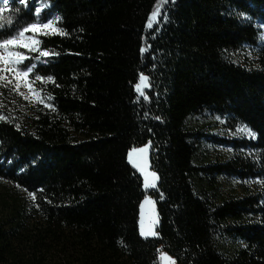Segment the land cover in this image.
Returning a JSON list of instances; mask_svg holds the SVG:
<instances>
[{"label":"trees","instance_id":"16d2710c","mask_svg":"<svg viewBox=\"0 0 264 264\" xmlns=\"http://www.w3.org/2000/svg\"><path fill=\"white\" fill-rule=\"evenodd\" d=\"M10 2L14 24L35 22L37 0ZM41 3L59 29L29 75L43 104L22 121L0 81V264H264V0ZM147 143L144 238L127 154Z\"/></svg>","mask_w":264,"mask_h":264},{"label":"snow or ice","instance_id":"6c2138e0","mask_svg":"<svg viewBox=\"0 0 264 264\" xmlns=\"http://www.w3.org/2000/svg\"><path fill=\"white\" fill-rule=\"evenodd\" d=\"M9 2L10 0H3V7H0V13L8 9ZM37 2L40 5L38 7H35L34 9V15L37 17V22H26L22 25H16L13 23L11 18H7V24L0 23V28H5L8 25H12V34L0 37V66H2L0 67V73L11 72L17 79H23L25 86L29 88L32 95L35 98L39 99L40 94L33 88V82L28 79L29 75L33 73V69L36 66L34 64H29L25 65L24 68L21 69L20 66L24 63V61L30 60L32 59V57L26 54L25 52L20 51V49H26L28 50V53L39 52V56L35 57L36 59H39L41 57H48L50 55V52L47 50L40 49L41 40L35 34H47L45 30L59 32V29L54 28L52 21H48L46 23L39 22L40 14L43 8L47 7V5L41 3V0H37ZM19 3L21 5H24L25 7H30V0H19ZM157 15V12L152 13L153 17ZM29 33H32L33 35H29ZM0 79H4V77L0 75ZM42 79L43 78L39 75L35 76V80L37 81ZM48 79L51 80V77H48ZM10 82L11 81H9V83ZM18 86L19 85H17V87ZM147 87H150L148 77L141 75L140 83L137 84L136 88L137 91L140 92V94L144 96L146 100L149 99V97L145 95L143 88ZM0 119H3V117H0ZM157 119H159V117H157ZM244 130H246L249 135H254L251 130L246 128V126ZM147 153V146L140 149L133 148L128 153L129 163L143 175L145 189L149 187H155L154 181L158 179L157 174L155 172H151L148 170L149 165L147 160ZM29 195L33 199H35L34 193L30 192ZM152 203L153 202L146 197L144 203L141 205V208L143 209L144 204L151 205ZM154 223L155 220L149 217L148 228L147 230H145L144 215L142 212L140 220V234L142 236H147L149 234L156 235V233L152 231L151 227V225ZM161 259L165 262H168V264H175V261H173L171 257H168L166 254H164Z\"/></svg>","mask_w":264,"mask_h":264},{"label":"rangeland","instance_id":"374dc122","mask_svg":"<svg viewBox=\"0 0 264 264\" xmlns=\"http://www.w3.org/2000/svg\"><path fill=\"white\" fill-rule=\"evenodd\" d=\"M16 4L15 3H12V2H9V5H8V9L7 10H5L4 12H2V13H0V23H3L5 20H7V18H10L11 17V15H12V13L14 12V6H15ZM0 7H3V0H0ZM157 11H159V10H156L155 12H157ZM158 13V12H157ZM48 21H52L50 18H44V17H39V22L40 23H46V22H48ZM157 21H159V16L157 15V16H155V17H153L152 15L150 16V18H149V21H148V23H147V27L148 28H151L154 24H156L157 23ZM35 22H37V18H36V20H35ZM53 23V22H52ZM53 26H54V24H53ZM54 28H55V26H54ZM47 33H51V32H53V31H51V30H45ZM40 34H42V33H37V34H35V35H40ZM29 35H33L32 33H29ZM0 37H3V35L1 36L0 35ZM23 50H26V49H23ZM20 51H22V49H20ZM35 61H37V59L36 58H34L33 60H26V61H24V63L20 66L21 67V69H23L24 68V66L25 65H29V64H33ZM0 67H2V66H0ZM0 75H2L3 77H4V79H0V81H6V82H9V81H11L10 83H12V84H14L15 85V87H16V89L18 90V92L21 94V96H22V98L26 101V103H25V106H24V111L26 112V114H25V116H22V121H25V119L28 117V116H32L33 115V111H34V109L36 108V107H38L39 105H42L43 103H42V101H41V99L39 98V99H37V98H35L33 95H32V93H31V91L29 90V88L28 87H26L25 86V83H24V81H23V79H17L15 76H14V74L13 73H11V72H7V73H0ZM141 75H144V74H141ZM140 75V76H141ZM144 76H146V75H144ZM147 77V76H146ZM28 79L30 80V81H32L31 80V78L30 77H28ZM33 82V81H32ZM148 82H149V79H148ZM139 83H140V78H139ZM138 83V84H139ZM17 85H19L18 87H17ZM33 88L36 90V88H35V85H34V83H33ZM148 88V87H147ZM147 88H143V91H144V93H145V91H146V89ZM37 91V90H36ZM136 91H137V88H136ZM38 92V91H37ZM39 93V92H38ZM137 95H138V97H140V98H144V96H142L141 94H140V92H138L137 91ZM145 146H147L148 147V153H147V160H148V158H149V151H150V144L149 143H147V144H145V145H142V146H137V147H132L131 149H133V148H136V149H140V148H143V147H145ZM130 149V150H131ZM129 150V151H130ZM129 153V152H128ZM127 159H128V154H127ZM129 162V161H128ZM131 165V164H130ZM148 165H149V160H148ZM132 166V165H131ZM133 167V166H132ZM134 168V167H133ZM135 169V168H134ZM136 170V172L141 176V178H142V189H143V193H144V196H143V199L141 200V203H140V205H139V221H138V223H139V232L141 233V225H140V220H141V213L143 212V215H144V222H145V230H147V228H148V224H149V217H151V219H153V220H155V223L154 224H152L151 225V227H152V231L153 232H155L156 233V226H157V224H158V215H157V211H156V207H155V201H154V198L153 197H151L149 194L153 191V190H155L156 189V183H157V179L154 181V184H155V187H149V188H147V189H145V187H144V180H143V175L137 170V169H135ZM149 171H151V172H154L151 168H150V165H149V169H148ZM0 189H2V187L0 186ZM148 198V199H150L153 203L151 204V205H147V204H144V206H143V209L141 208V205L144 203V200H145V198ZM0 206H1V204H0ZM1 211H2V209L0 208V214H1ZM141 235V234H140ZM142 236V235H141ZM154 236H156V235H151V234H149V235H147V236H142V237H144V238H148V237H154ZM23 249V248H22ZM25 249V252H27V249L26 248H24ZM164 254H166L165 252H160V254H159V256H158V264H168V262H165V261H163L162 259H161V257L164 255ZM168 257H171V259L173 260V261H175L174 260V258L172 257V256H170V255H168V254H166ZM175 264H176V262H175Z\"/></svg>","mask_w":264,"mask_h":264}]
</instances>
